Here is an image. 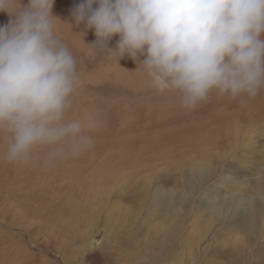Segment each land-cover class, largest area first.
<instances>
[{
  "label": "rangeland",
  "instance_id": "1",
  "mask_svg": "<svg viewBox=\"0 0 264 264\" xmlns=\"http://www.w3.org/2000/svg\"><path fill=\"white\" fill-rule=\"evenodd\" d=\"M81 2L55 0L53 14L65 21L57 22V31L75 56L80 77L69 118L81 121L89 116L92 118L93 127L86 132L92 137L93 145L78 156L50 163L45 161L44 152L38 151L29 165L8 164L3 160L6 149L0 138V264H127V252L132 253L134 260L139 248L148 254V264H168L177 252L182 251V240L178 237L184 235L179 234L177 224L158 236V241L156 238L148 243L150 245L138 247L137 238L126 242L145 233L148 207L145 211L142 209L143 214L138 218L136 211L134 216L120 217L112 205L106 204V198H102L103 205H99L102 209L98 208V211L103 214L93 220L89 205L91 202L98 204L101 198L97 185L99 173L94 171L103 164L107 171H110V165L118 166L117 157L123 152L133 156V153L138 155L148 151L146 155H162L159 162H164L161 165L163 186L175 188V177L181 180L180 185H184L185 171L190 172V167L203 155L215 171L206 178L202 190H197L186 201L188 205L185 203L183 211L188 217L194 211L191 206H197L198 198H204L205 194L223 196L233 188L237 196H243L255 188H264V90L244 106L238 100L213 93L196 109L187 110L181 106L177 94L158 93L151 86L147 73L137 69L143 57L137 56L133 60L125 54L118 59L106 50L86 45L94 43L96 36L93 30L85 28L84 23L77 25L72 17V11ZM21 3L27 5L28 0H21ZM4 20L8 21L9 16L0 12V25ZM76 33H85L86 44ZM118 39L109 40L108 47L115 48ZM239 127L242 136L236 139ZM213 141L219 143L210 146ZM198 148L202 150L198 151ZM104 156L107 159L102 163ZM145 158L149 168L151 164ZM72 166L75 171L70 173ZM77 167L83 169L79 171ZM48 171H57V176L50 178ZM114 174L109 176L106 184L109 190L113 189ZM224 176L233 179L235 184L226 181ZM177 189L182 192L181 187ZM134 193V190H126L120 200L137 209ZM181 217L184 218V214ZM105 219L118 228V234L110 230ZM70 222L72 225L68 224ZM235 222L218 221L209 238L202 243V249L210 257L202 261L194 259L191 264H264V237H259L260 233H244L242 242H233L235 237L230 230ZM182 225L183 232L187 233L188 221ZM155 227L148 230L154 233ZM250 235L252 240L248 238ZM247 239L252 249L245 245ZM90 241L93 244L86 246ZM234 243L246 247L243 255ZM194 255L200 257L197 252Z\"/></svg>",
  "mask_w": 264,
  "mask_h": 264
},
{
  "label": "clouds",
  "instance_id": "2",
  "mask_svg": "<svg viewBox=\"0 0 264 264\" xmlns=\"http://www.w3.org/2000/svg\"><path fill=\"white\" fill-rule=\"evenodd\" d=\"M54 2L0 0L9 16L0 25V138L8 164H28L38 151L50 163L93 145L86 132L92 118H69L80 77L58 34L57 22L65 21L53 14ZM72 17L95 33L92 44L76 33L84 44L118 59L143 57L137 69L151 86L177 94L187 110L213 93L244 106L264 90V0H82Z\"/></svg>",
  "mask_w": 264,
  "mask_h": 264
},
{
  "label": "bare ground",
  "instance_id": "3",
  "mask_svg": "<svg viewBox=\"0 0 264 264\" xmlns=\"http://www.w3.org/2000/svg\"><path fill=\"white\" fill-rule=\"evenodd\" d=\"M7 23L8 21L4 20L2 25H5ZM73 31H75V26L73 28ZM240 131H241V127L236 129V139H239L240 135L242 136V134L239 133ZM218 143H219L218 141H213L210 144V146H214ZM202 146H206V145L203 144ZM201 150L202 148H198V151H201ZM147 153L149 152L142 151V153H139L138 155L133 153V156H131L129 152H126V153L123 152L120 154L119 157H117L118 166L113 167V165H110L109 167L110 171H107L104 168V164L102 167L98 166L95 171L93 170L95 173H99L98 179H100V176L103 177L101 178V180H98L96 177L97 182H98L97 185L99 186V190H100V192L98 193V196L101 197L100 201L98 202V204L91 202L89 205V208H91V211L89 212L90 217L93 220H96V217L98 218L100 216V213L103 214V212L98 211V208L102 209V207L99 206V205H103L102 198H106V204L112 205L115 213L118 214L120 217L127 215V214L134 216L135 211L137 212L136 214V217H137L138 215L143 214L142 209L145 211V209L148 207L146 211L147 212V229H146L147 233L145 231V233L141 237L139 234H137L131 239L126 241V242H131V241H134L133 239L137 238L136 244L138 245V247L141 244H148V243L151 244L152 240L156 239L158 236H160L163 233L165 234V232H168L171 226H173L174 224H177V230L180 229L179 234L181 233L182 235H184V236L180 235L179 236L180 238L178 237V240L180 241L182 240L180 243L181 245L180 247L182 248V251L177 252L176 255L174 254L175 256L173 255L174 257L171 260H169L170 262L168 264H191V261L194 259H198L199 261L208 259L210 257L208 255L210 254L206 255L205 253L206 251H204L205 249H202L203 240H206L205 238L207 237L209 238L210 236L209 234L213 232L215 224L218 221H223L224 219H228L231 221L233 220V222L236 221L235 223L231 225L232 229L230 230L231 235L235 237L233 242L235 241L242 242L241 236L244 233L251 234V235L260 233L259 237H264V188L262 187L255 188L253 191H249L250 194L243 195V196H237L233 192V188L228 189L227 192L223 193V196L221 195L219 196V194H215V193L214 195L209 194L210 196H207V194H205L204 198H201L200 200L198 198L199 204L197 206H193V208L191 206L190 209L191 210L193 209L194 211L188 217L187 214L184 213L183 207L186 206L185 203L189 197H193L197 190L199 189L202 190L204 186V181L206 180V178L209 177L210 175H213L212 173L215 171L213 165L207 164L204 159V156L202 155V157L200 158V161L198 160L197 162L194 163V165L190 167L191 168L190 172L187 173L185 171V179H184L185 184L180 185L181 180L175 177L176 187L169 188L167 186H163V183H162L161 174L163 175V173L161 171L163 169L161 165H164V162L162 161L159 162L161 159L160 156L162 155L151 154L150 156V154L146 155ZM145 156L149 159V162L151 164L149 168L147 166V161H146ZM142 158H145V160L143 161ZM156 158L158 159V161H156ZM106 159L107 157L104 156L102 158V163ZM72 168L75 169V166H72L70 168V171H71V172L69 171L70 173L75 171V170H72ZM82 169L83 167L76 168V170H79V171H81ZM113 174H114V185H113V189L109 190L106 184L109 183L108 182L109 176H112ZM48 175H50V178L55 177L57 176V171L49 172ZM143 176L145 177L144 180H143ZM162 177L164 178L165 176H162ZM224 177L226 181L231 182L233 185L235 184V181L233 179L229 178L228 176H224ZM48 180L49 179L45 180L44 182ZM47 183H50V182H47ZM180 187L182 189V192H180L177 189V188L180 189ZM94 188H97V186H94ZM126 190L135 191L134 195H136V197H134V199L138 201L137 209L135 208L133 204L123 203L120 200L121 194ZM204 192H207V190H204ZM103 195L105 197H103ZM81 213H83L84 216L86 215L84 212H81ZM182 214H184V218L181 217ZM187 218L188 220H186ZM105 220H106V225L110 227V230L118 234L117 232L118 228L114 226L108 219H105ZM186 221H188V225H187L188 228L186 229L187 233H184L182 230L183 228L182 224L183 223L185 224ZM243 223L246 224L245 227L243 226ZM68 224L72 225V222ZM152 226L153 227L156 226L155 229H153L155 231L154 233H151L149 231L151 230L150 228H152ZM251 235L248 237L250 240L253 239V238L251 239ZM249 239H247V243H245V245L247 247L250 245V248H251L252 244H250ZM157 241H158V238H157ZM89 244H93V243L90 241V243H88L86 246H88ZM234 244L239 250H242L241 255H243L244 252L246 251V247L245 248L241 247L239 243H234ZM253 244L255 245V242ZM139 249L140 250H138V252H136L135 254L134 260L131 259L132 253L129 254L127 252V255H129L127 256V259L125 258L126 259L125 262H127V264H148V262L146 261L148 254L142 250L143 248H139ZM194 252H197V255H199L200 257L194 255ZM232 259H233L232 261H234V258ZM232 264H236V262L235 263L232 262Z\"/></svg>",
  "mask_w": 264,
  "mask_h": 264
}]
</instances>
